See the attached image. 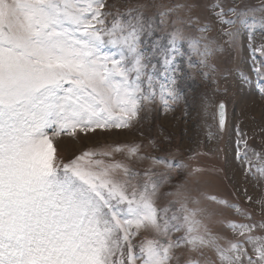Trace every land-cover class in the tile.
<instances>
[{"label": "snow or ice", "instance_id": "1", "mask_svg": "<svg viewBox=\"0 0 264 264\" xmlns=\"http://www.w3.org/2000/svg\"><path fill=\"white\" fill-rule=\"evenodd\" d=\"M107 7L106 0H0V264H264V236L251 235L256 225L228 222L243 239L222 244L205 223L211 214L183 185L167 193L177 199L157 206L167 172L149 167L135 183L141 173L128 163L93 159L122 148L57 159L61 135L127 128L157 103L169 110L180 98L182 42L209 68L219 50L193 15L196 0L164 7L158 22ZM213 10L229 29L248 26L255 11L219 2ZM193 25L199 36L188 34ZM169 26L166 42L153 38ZM224 35L234 43L239 32ZM249 50L255 57L251 43ZM262 69L264 61L253 66L260 79ZM126 157L186 167L140 156L139 145L127 146ZM256 171L264 176V166Z\"/></svg>", "mask_w": 264, "mask_h": 264}, {"label": "rangeland", "instance_id": "2", "mask_svg": "<svg viewBox=\"0 0 264 264\" xmlns=\"http://www.w3.org/2000/svg\"><path fill=\"white\" fill-rule=\"evenodd\" d=\"M183 2L106 0L109 7L104 11L115 15L117 12L126 14L132 9L133 15L139 11L158 22L159 10ZM218 2L225 9H255L247 17L248 26L237 24L229 29L219 23L213 10ZM261 9H264V0H196L193 15L199 17V26L209 25L210 30L204 35L214 40L219 49L209 60L212 67L201 65L200 58L182 42V55L177 57L182 69L177 85L180 98L169 110L165 111L157 103L151 106V111L141 112L130 127L97 129L87 134L77 132L76 136L61 135L54 139L57 159L67 162L86 151L100 153L120 147L123 152H114L111 157L96 155L93 159L128 163L141 173L135 183L143 182V173L149 167L153 172H167L168 180L160 187L156 198L158 207L177 199L167 193L176 192L177 186L183 185L180 190H190L200 201L199 207L211 214L205 223L213 233L223 237L222 244L226 240L243 239L225 226L228 222L256 225L251 235L264 236V229L258 227L264 223V176L256 171L264 166V93L261 92L264 79L253 71L254 64L260 66L264 61V51H261L264 49V11ZM112 18H107L109 26ZM225 18L236 19L233 16ZM196 27L193 25L188 34L199 36ZM229 30L239 32L234 43L224 35ZM168 31H172L171 26L165 32L153 33V38H163L162 42H166ZM249 43L257 50L255 57L249 50ZM220 104L225 110L223 127L217 118ZM133 145H139L140 156L163 157L173 165L186 167L165 169L162 165H151L150 160H129L127 146ZM194 168L201 171L189 176ZM207 197H215V200ZM218 201H226L227 205ZM189 207L196 205L189 203ZM246 247L249 255L255 258L251 246ZM209 255L215 260L213 253Z\"/></svg>", "mask_w": 264, "mask_h": 264}, {"label": "water", "instance_id": "3", "mask_svg": "<svg viewBox=\"0 0 264 264\" xmlns=\"http://www.w3.org/2000/svg\"><path fill=\"white\" fill-rule=\"evenodd\" d=\"M220 105H221V104H220ZM220 113H221V108H220V106H219L218 111H217V116H218V120H219V122H220V120H221ZM223 114H224V107H223ZM223 117H224V115H223Z\"/></svg>", "mask_w": 264, "mask_h": 264}]
</instances>
